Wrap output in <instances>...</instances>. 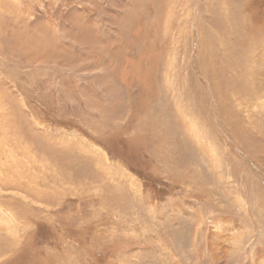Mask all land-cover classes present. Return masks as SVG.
<instances>
[{
  "label": "rangeland",
  "instance_id": "1",
  "mask_svg": "<svg viewBox=\"0 0 264 264\" xmlns=\"http://www.w3.org/2000/svg\"><path fill=\"white\" fill-rule=\"evenodd\" d=\"M0 264H264V0H0Z\"/></svg>",
  "mask_w": 264,
  "mask_h": 264
},
{
  "label": "bare ground",
  "instance_id": "2",
  "mask_svg": "<svg viewBox=\"0 0 264 264\" xmlns=\"http://www.w3.org/2000/svg\"><path fill=\"white\" fill-rule=\"evenodd\" d=\"M216 230V229H215ZM216 234V233H215Z\"/></svg>",
  "mask_w": 264,
  "mask_h": 264
}]
</instances>
